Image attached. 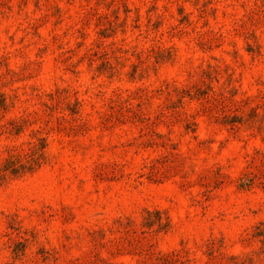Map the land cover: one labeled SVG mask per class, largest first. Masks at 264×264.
<instances>
[{
  "label": "rangeland",
  "instance_id": "obj_1",
  "mask_svg": "<svg viewBox=\"0 0 264 264\" xmlns=\"http://www.w3.org/2000/svg\"><path fill=\"white\" fill-rule=\"evenodd\" d=\"M0 264H264V0H0Z\"/></svg>",
  "mask_w": 264,
  "mask_h": 264
}]
</instances>
